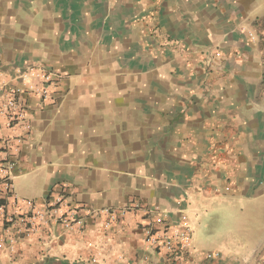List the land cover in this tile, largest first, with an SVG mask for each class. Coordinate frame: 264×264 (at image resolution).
Masks as SVG:
<instances>
[{"label": "crops", "instance_id": "obj_1", "mask_svg": "<svg viewBox=\"0 0 264 264\" xmlns=\"http://www.w3.org/2000/svg\"><path fill=\"white\" fill-rule=\"evenodd\" d=\"M262 27L264 0H0V99L18 97L31 124L15 192L128 209L0 250V264H264ZM33 65L54 67V101L26 89ZM145 208L187 215L191 255L146 245Z\"/></svg>", "mask_w": 264, "mask_h": 264}, {"label": "built area", "instance_id": "obj_2", "mask_svg": "<svg viewBox=\"0 0 264 264\" xmlns=\"http://www.w3.org/2000/svg\"><path fill=\"white\" fill-rule=\"evenodd\" d=\"M51 68L30 66L22 74L26 89L42 101L56 98L58 78ZM4 83L2 84V86ZM11 91H14L12 89ZM23 125V130L17 129ZM6 128L12 133L4 134ZM26 105L15 95L0 99V250H14L25 240H32L45 231L61 227L70 232H85L88 218L106 216L105 226L111 227L128 212V209H93L72 201L65 192L48 194L37 200L19 196L15 192L14 175L17 167L18 145L30 133ZM134 208L142 209L134 203ZM145 243L160 253L183 256L191 255L193 230L187 215L176 222H168L165 215L145 208ZM96 261V259H93Z\"/></svg>", "mask_w": 264, "mask_h": 264}, {"label": "rangeland", "instance_id": "obj_3", "mask_svg": "<svg viewBox=\"0 0 264 264\" xmlns=\"http://www.w3.org/2000/svg\"><path fill=\"white\" fill-rule=\"evenodd\" d=\"M257 45H258V47H260V50L262 51V59H263V65H264V28L263 27H262L261 31L257 34ZM213 59H214V56H212V55L210 57H208V59L206 61L208 68H210V66L212 65ZM51 69L53 71H55L54 67H51ZM263 75H264V73H263ZM262 81L264 83V77H263Z\"/></svg>", "mask_w": 264, "mask_h": 264}]
</instances>
